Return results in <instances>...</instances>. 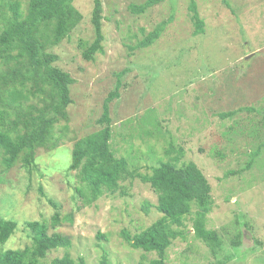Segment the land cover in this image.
Masks as SVG:
<instances>
[{"label":"rangeland","instance_id":"1","mask_svg":"<svg viewBox=\"0 0 264 264\" xmlns=\"http://www.w3.org/2000/svg\"><path fill=\"white\" fill-rule=\"evenodd\" d=\"M18 1L27 7L26 0ZM147 1L103 0L104 52L86 62L78 44L95 39L93 0H74L83 20L49 50L59 57L55 66L76 81L68 107L73 135L56 149H38L31 173L21 161L8 170L0 163V218L18 224L1 252L29 245L25 223L44 220L50 234L72 240L67 252L75 264L80 258L86 264H149L158 258L131 248L123 233L134 236L161 217L149 184L125 181L116 193L87 205L79 193L87 187L77 172H68L71 148L102 128L97 121L104 101L123 72L120 96L110 104L117 157H128L131 169L150 174L159 160H167L172 141L171 157L182 149L179 166L195 163L211 186L214 204L206 228L219 233L221 248L213 253L194 236L193 214L184 238L168 248L165 263L264 264V0H194L205 23L202 34L195 33L191 0H158L141 16L130 12L131 5ZM164 21L170 23L161 37L138 49ZM143 133L161 136L148 140ZM55 213L62 222L54 227ZM239 232L241 245L233 248ZM64 255L63 249L53 250L41 262Z\"/></svg>","mask_w":264,"mask_h":264},{"label":"trees","instance_id":"2","mask_svg":"<svg viewBox=\"0 0 264 264\" xmlns=\"http://www.w3.org/2000/svg\"><path fill=\"white\" fill-rule=\"evenodd\" d=\"M26 1L24 9L21 1L0 0V163L8 170L21 161L31 173V169L36 168L38 149H56L69 135H73L68 107L74 102L71 86L76 81L69 72L55 66L59 57L49 50L61 44L83 20V16L74 6V0ZM159 1L148 0L143 5H131L129 9L133 15L141 16ZM104 8L103 0H93L91 22L95 39L91 43L81 41L78 44L86 62H92L96 54L104 52ZM189 11L196 27L195 33H204L205 23L194 0L190 1ZM169 23L164 21L158 25L138 43L137 48L153 45ZM122 75L123 72L118 74L115 90L104 101L101 118L97 121L102 128L74 139L68 172H77L79 180L87 187V192L79 193L89 205L104 193L119 191L123 182L138 178L149 184L157 194L155 208L161 217L134 236L123 231L131 248L156 253L158 258L149 264H166L168 248L174 240L184 238L186 220L194 214V236L216 253L222 246L221 237L216 231L206 228L207 217L214 204L211 186L195 163L179 166L182 149L178 150L179 157H171L176 148L172 141L168 143L167 160H159L158 166L151 167L150 174H141L137 168L131 169L128 157H117L112 146L110 104L120 96ZM233 115L232 112L226 113L224 118ZM142 135L148 140L156 137L149 133ZM130 136L133 141L135 136ZM50 203L58 209L54 202ZM143 209L148 214L150 205ZM71 219V215L67 216V220ZM61 222L60 213H55L51 219L52 226ZM48 225L44 220L26 222L23 231L28 233L31 243L22 249L0 251V264H44L41 260L58 249L65 250V255L50 264H75L67 252L72 240L59 233L50 234ZM17 227L15 221L0 218V245L11 238ZM241 236V232L236 234L232 240L233 248L240 247ZM78 264L86 263L80 258Z\"/></svg>","mask_w":264,"mask_h":264}]
</instances>
